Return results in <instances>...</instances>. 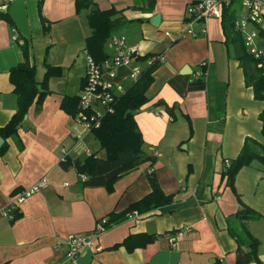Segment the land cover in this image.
<instances>
[{"label":"crops","instance_id":"obj_1","mask_svg":"<svg viewBox=\"0 0 264 264\" xmlns=\"http://www.w3.org/2000/svg\"><path fill=\"white\" fill-rule=\"evenodd\" d=\"M38 2L0 0V7L6 4L0 10H7L12 19L11 25L0 17V127L17 109L9 70L24 60L13 27L28 44L39 90L47 65L61 68L59 75L47 79L48 93L41 105L33 102L17 133L2 137L7 147L0 154V210L41 177L49 187L27 198L17 218L0 215V264H264V166L254 159L240 168L233 188L222 174L244 144L263 140L258 104L264 101L246 100L251 87L235 58L234 44L226 41L222 17L188 24L185 9L190 0H154L150 9L146 0H93L101 10L123 11L125 22L113 34L125 35L140 55L161 57L146 91L148 101L135 115L148 158L124 173L108 192L82 186L74 166L60 165L66 155L83 160L86 149L99 148L90 146L96 140L92 133L84 132L61 107L64 98L79 95L82 88L85 39L92 31L89 9L77 11L75 0H43L40 9ZM154 14L160 15L157 26L150 23ZM189 28L196 35L188 33ZM260 29L264 31V20ZM105 51L112 53L108 43ZM203 61L204 74L192 80L190 74L201 70ZM186 65L190 73L182 72ZM129 73L128 66L118 68V80L126 86ZM98 155L104 156V150ZM150 171L174 200L142 214L133 211L106 228L95 241L100 251L84 249L72 260L65 258L69 233L91 232L100 218L108 219L109 213L124 210L150 192ZM244 207L255 216L239 214ZM244 229L258 241L259 262L246 254ZM177 231L183 234L171 246L167 239ZM136 233L156 238L133 250L124 245L111 248Z\"/></svg>","mask_w":264,"mask_h":264},{"label":"trees","instance_id":"obj_2","mask_svg":"<svg viewBox=\"0 0 264 264\" xmlns=\"http://www.w3.org/2000/svg\"><path fill=\"white\" fill-rule=\"evenodd\" d=\"M43 0H39L38 7L41 8ZM154 5V0H146V8L150 9ZM76 10L88 8L87 13L88 24L91 28V34L85 39V47L88 53L97 61L107 57L105 51L106 44L113 33L125 22V16L122 10L110 8L101 10L93 2V0H75ZM0 17L12 25V19L7 10H0ZM234 13L227 8L223 10L221 25L226 37V41L231 42L235 46V58L239 62V66L243 70L245 83L250 86L253 95L257 100L264 101V76L259 68H257L255 58L247 53L240 34L234 29L233 25ZM260 35L264 37V31L260 29ZM24 60L9 70V78L14 85V91L17 96V109L7 124L0 127V136L4 139L17 133L18 127L23 120L30 105L35 102L41 105L47 91V79L50 76L59 75L61 68L58 66L47 65L44 80L41 83V90L35 79V67L29 62L28 44L24 41L21 44ZM157 54L146 53L139 55L138 59L144 61L149 57ZM159 61L153 60L151 64L145 66L138 78L131 81L125 89V92L116 100L114 104V112L105 114L100 120L99 127L92 130V135L98 141L99 148L91 152L83 160L64 156L60 165L63 168L74 166L78 174L87 176L82 180L84 187H104L108 192L113 190L114 183L124 173L137 167L148 157L142 151V135L138 129L135 120L136 113L144 105L148 98L146 91L153 82V72L158 67ZM158 104H164L158 101ZM62 109L68 114L74 115L78 110V95L66 97L61 103ZM168 113H172V107L165 105ZM261 121L262 139L258 141L252 140L251 144H244L240 153L226 162L222 174L227 177V183L233 188V181L236 173L240 168L248 165L252 160H258L264 166V107L259 113ZM251 145L261 148V152L251 149ZM7 144L3 143L0 147V154L6 149ZM104 150L105 155L100 156L98 152ZM148 181L151 187L149 193L142 198L130 203L127 208L119 212H111L108 214V220L105 224L106 228L111 227L125 220L129 213L136 211L139 214L148 212L151 209L168 205L174 198V194H166L160 188L153 171L148 172ZM244 213L248 217L255 216L251 208L244 207L240 209L239 214ZM19 215L15 213L13 219ZM244 233L248 237L249 260L259 262L257 256L258 241L250 234L247 229ZM241 247L242 241L232 232ZM156 235L147 233L130 234L122 242L114 244L111 248H117L124 245L128 250L155 240ZM247 261L240 263L245 264Z\"/></svg>","mask_w":264,"mask_h":264},{"label":"built area","instance_id":"obj_3","mask_svg":"<svg viewBox=\"0 0 264 264\" xmlns=\"http://www.w3.org/2000/svg\"><path fill=\"white\" fill-rule=\"evenodd\" d=\"M233 3H237L240 10L231 9ZM0 8H6V4ZM225 8L234 13V29L240 34L247 53L255 58L257 68L264 76V37L260 35V25L264 20V0H190L185 9L187 23L204 22L209 18H221ZM202 32H206L205 27L202 28ZM12 33L16 42L24 43L15 27L12 28ZM188 33L196 35L191 28L188 29ZM108 45L112 48V53L100 61L95 60L86 49L83 51L85 73L78 95V110L72 117L86 133H91L93 129L99 127L102 116L114 112L116 100L125 92L126 85L118 80V68L121 66L130 67L129 79L134 81L143 70L141 63L149 65L155 59L160 62L161 58L160 55H156L140 61L138 46L128 44L126 36L123 34L111 35ZM205 65L206 62L203 61L201 70L190 74L192 80L202 77ZM70 135L79 137L74 132H71ZM86 152L87 155L91 153L89 149H86ZM86 178V175L80 174L81 180ZM64 185H68V183L64 182ZM48 187L47 178L41 177L35 183L16 193L9 203L0 210V215L13 219L20 205L27 198ZM219 198L220 196H216V199ZM133 213L137 214L136 211ZM107 220V217L100 218L95 228L89 233H69L64 243L65 258L72 260L84 249L100 251L102 247L95 241L106 230ZM182 234L183 231H177L170 235L167 239L169 244L175 246Z\"/></svg>","mask_w":264,"mask_h":264},{"label":"rangeland","instance_id":"obj_4","mask_svg":"<svg viewBox=\"0 0 264 264\" xmlns=\"http://www.w3.org/2000/svg\"><path fill=\"white\" fill-rule=\"evenodd\" d=\"M233 8H235L237 11L240 10L237 3H233L231 9H233ZM126 83L128 84V82H126ZM75 91L77 92L76 89H75ZM246 93H247V98H246L247 101H256L257 100V99L255 100L252 88L248 89V91H246ZM258 105H259V109H260L259 111H261V109L264 107V103H262V104L260 103ZM96 144H98V142L96 140H93V143L90 146L93 147ZM251 149L254 151H257L258 153L262 151L261 148L254 146V145H251Z\"/></svg>","mask_w":264,"mask_h":264},{"label":"water","instance_id":"obj_5","mask_svg":"<svg viewBox=\"0 0 264 264\" xmlns=\"http://www.w3.org/2000/svg\"><path fill=\"white\" fill-rule=\"evenodd\" d=\"M160 21V15L159 14H154L151 18H150V23H152L153 25L157 26L159 24ZM183 73H190L191 69L190 67H188L187 65L183 67L182 69ZM4 139L2 138V136H0V146L2 145Z\"/></svg>","mask_w":264,"mask_h":264}]
</instances>
